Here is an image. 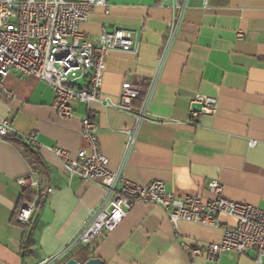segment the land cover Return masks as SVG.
Returning a JSON list of instances; mask_svg holds the SVG:
<instances>
[{"label": "crops", "instance_id": "obj_1", "mask_svg": "<svg viewBox=\"0 0 264 264\" xmlns=\"http://www.w3.org/2000/svg\"><path fill=\"white\" fill-rule=\"evenodd\" d=\"M106 1L108 13L95 8L80 25L82 36L95 40L103 29L122 28L133 32L137 46L135 53L106 54L101 102L74 103L73 115L60 119L45 83L16 73L3 81L13 98L0 93V120L10 122L16 137L0 141V264H40L58 254L85 223L87 210L103 198L98 184L70 177L54 153L74 158L85 148L79 132L88 110L111 171L122 167L134 183L162 181L174 197L204 202L215 180L227 200L264 210V0H184L179 30L148 105L149 121L139 127L125 159L126 131L134 119L102 102L117 103L122 84L144 88L154 76L175 0ZM196 95L215 98L218 110L192 125L188 104ZM30 135L35 148L25 140ZM26 177L37 181L43 201L28 228L14 221L26 190L18 181ZM48 189L54 192L47 195ZM218 220L234 225L228 216ZM221 237L219 227L179 222L175 230L160 206L137 204L111 234L74 246L56 264L91 258L102 264H189L181 242L204 248ZM254 258L249 250L196 263L253 264Z\"/></svg>", "mask_w": 264, "mask_h": 264}, {"label": "built area", "instance_id": "obj_2", "mask_svg": "<svg viewBox=\"0 0 264 264\" xmlns=\"http://www.w3.org/2000/svg\"><path fill=\"white\" fill-rule=\"evenodd\" d=\"M108 7L106 0H0V93L13 98V94L5 90L3 81L16 73L21 77L37 78L51 89L54 110L60 119L73 115L74 103L89 106L101 102L100 82L106 54L113 51L135 53L137 46L133 32L122 28L103 29L95 40L82 36L79 28L89 14L95 8H103L107 14ZM169 9L171 18L154 76L144 88L122 84L117 103L102 102L104 107L134 119L133 127L126 131L124 159L135 144L139 127L149 121L148 105L179 30L185 1L175 0ZM237 38H242L241 32L237 33ZM135 101L137 108H134ZM217 110L215 98L192 97L188 104L190 124L195 125L202 117L215 116ZM79 134L85 148L78 150L74 158L62 150L55 149L54 153L63 161V168L70 177L98 184L104 196L87 210V219L74 239L61 252L40 264H56L74 246L111 234L137 204L160 206L175 230L179 222L221 229V240L204 248L181 242L189 264H197L196 260L201 257L215 263L225 253L244 255L249 250L255 252L253 264H264V210L227 200L223 186L215 180L208 184L210 199L204 202L196 196L174 197L166 191L162 181L146 185L134 183L125 178L122 167L111 171L97 137L94 113L89 110L80 122ZM14 137L16 133L10 122L0 120V141ZM25 140L31 147H37L34 135ZM248 145L254 147L255 142ZM18 182L33 192L30 200L19 203L14 216L16 224L28 228L41 196L36 180L26 177ZM53 192L51 189L46 191L47 195ZM221 215L231 218L234 225L220 224L218 217Z\"/></svg>", "mask_w": 264, "mask_h": 264}, {"label": "trees", "instance_id": "obj_3", "mask_svg": "<svg viewBox=\"0 0 264 264\" xmlns=\"http://www.w3.org/2000/svg\"><path fill=\"white\" fill-rule=\"evenodd\" d=\"M12 140V139H11ZM32 196H33V192L31 191V190H29V189H26L24 192H23V194H22V196H21V199H20V202L22 201V200H25V199H28V200H30L31 198H32ZM19 202V203H20ZM43 203V201H42V197L40 198V204H39V206H38V208L41 206V204ZM86 261H84V263H85Z\"/></svg>", "mask_w": 264, "mask_h": 264}, {"label": "water", "instance_id": "obj_4", "mask_svg": "<svg viewBox=\"0 0 264 264\" xmlns=\"http://www.w3.org/2000/svg\"><path fill=\"white\" fill-rule=\"evenodd\" d=\"M65 264H79L73 259H69ZM84 264H102L99 260L91 258L87 260Z\"/></svg>", "mask_w": 264, "mask_h": 264}]
</instances>
